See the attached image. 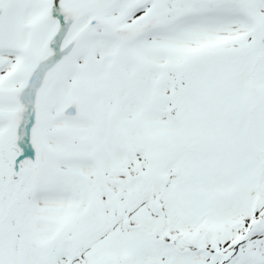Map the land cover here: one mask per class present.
Returning a JSON list of instances; mask_svg holds the SVG:
<instances>
[{
	"label": "snow or ice",
	"instance_id": "snow-or-ice-1",
	"mask_svg": "<svg viewBox=\"0 0 264 264\" xmlns=\"http://www.w3.org/2000/svg\"><path fill=\"white\" fill-rule=\"evenodd\" d=\"M0 264H264V0H0Z\"/></svg>",
	"mask_w": 264,
	"mask_h": 264
}]
</instances>
